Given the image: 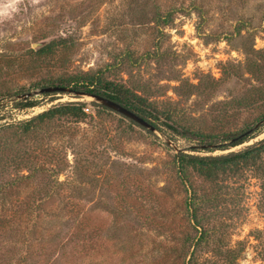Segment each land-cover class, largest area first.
<instances>
[{"label":"rangeland","instance_id":"374dc122","mask_svg":"<svg viewBox=\"0 0 264 264\" xmlns=\"http://www.w3.org/2000/svg\"><path fill=\"white\" fill-rule=\"evenodd\" d=\"M0 12V92L11 93L0 101V126L68 103L87 114L77 136L66 119L24 139L15 128L0 134L7 243L15 240L21 254L28 245L36 254L61 252L54 264H184L185 239L197 235L189 198L212 194L203 222L212 246L239 252L237 264H264V172L244 169L219 185L191 172L185 187L175 166L180 153L222 156L264 139V0H0ZM59 39L68 47L57 61L28 55ZM84 73L147 100L157 131L103 111L90 97L25 96L45 87L35 83ZM168 118L179 132L216 143L203 149L192 134L171 130ZM248 126L247 142L219 149ZM34 164L45 171L31 175ZM67 204L87 222L88 250L78 261L82 245L69 235L78 212ZM210 248L198 253L199 264L217 260Z\"/></svg>","mask_w":264,"mask_h":264},{"label":"trees","instance_id":"16d2710c","mask_svg":"<svg viewBox=\"0 0 264 264\" xmlns=\"http://www.w3.org/2000/svg\"><path fill=\"white\" fill-rule=\"evenodd\" d=\"M67 47H68V42L66 39L53 40L40 47L29 50L28 55L31 56L33 60L36 61H42L47 59H49L50 61H57L60 52L67 49ZM7 58L9 61L12 59L11 57H7ZM32 86L71 87L77 91H82L85 93L109 98L125 106L126 108L133 110L134 112L140 114L146 119L158 120V116L156 112H154V109L147 100H145L140 95L133 92L132 90L125 88L124 86L106 80L104 76L100 75L99 73L96 74L84 73V74H77L75 76L51 78L43 83L42 82L35 83ZM7 95H11V93L7 92L3 94L0 92V101ZM31 105L33 104H30V106ZM30 106L27 105L26 107H30ZM95 106L106 112H114L102 105L97 104ZM62 119L67 120V122L69 123L68 127L76 126L74 127V131H75V135L77 136V132H80V128H78V125L85 123L87 121V114L85 113V109L82 104L68 103L65 105L58 106L48 112H44L38 117L29 120L27 122H24L19 126H15L12 124H4L0 126V134L6 133L9 130L15 128V133L18 134V131L21 132L20 135L21 139H24L31 135H39V132L43 131L48 123H52L55 120H62ZM166 121L168 123L167 126L171 130H173L178 134L181 133L179 132L181 129L176 125H174L171 122L170 118H168ZM259 123L261 124L264 123V120H261ZM65 127L66 125L62 126V130H61L62 136L66 133L67 128ZM253 130L254 128L248 126L240 134H235L233 136L228 137L226 140H223L221 142L224 143L226 141H229L230 143L227 144V146L225 144L220 146L219 149L226 150L229 147L230 148L237 147L247 142L249 138L247 133ZM182 131L185 133V134L181 133L182 135L192 134L196 138V140L202 143V146L205 147L203 149H207L208 145L216 143V140L214 138L205 136L202 133L190 132L186 129H183ZM208 140L209 142H206ZM205 144L208 145L205 146ZM65 161L68 164L67 159ZM60 163H63V159L61 160ZM34 165L35 166L31 170H29L31 175L45 171V168L41 166L36 169V166L38 164H34ZM175 166L177 167L176 172L178 177L180 178V182L185 187L190 182L191 172L198 174L199 176L203 177L205 180L213 183L214 185H219L218 183L220 179L228 177L233 174H238L242 172L244 169L245 170L256 169L264 172V139L251 146L246 147L244 150L240 152H231L227 155H222V156L206 157V156H195V155H187L180 153L177 155L175 159ZM24 178H26V176ZM16 183L17 181H15V184ZM211 196L212 194L207 195V197L205 196V197L197 198L196 194H194L193 196H191V198H189V202L187 206L189 208L188 210L190 211L191 223H193L190 224L192 226V229H194V231L197 232V235L193 237L192 235L189 234L185 239L183 245L184 264H199L198 253L203 252L208 247H212L210 248L211 249L210 252L215 254L214 257H216L217 260L216 259L213 260L212 258H207L206 261H204L202 264H237L241 256L240 253L235 250L222 249L217 245L212 246L213 243L211 241L212 233L209 230L203 228V222L206 220L205 219L206 214L204 212V208L208 206L209 203L211 202ZM67 206L70 207V210H68L70 214H74L76 210L78 212V214L75 217L70 219L71 221L70 223L72 225L71 229H74V232L72 234H69L71 236L70 242L74 243L75 245H79V244L82 245L83 250H78L77 248V251H75L76 258L78 261L80 258H83L85 256L88 250L87 249L88 239L86 236L88 231L87 222L85 216H82L79 213L80 209H78L76 205L67 204ZM198 228L201 229V232H198ZM3 229L5 230L6 226L0 224V245H3L5 243L3 248H6L5 252H2L0 254V264H40V261L41 264H54L58 260L61 252L60 253L57 252L56 257H54L52 252L49 253V251H46V249H45L46 254H44L41 251L39 252V254L38 253L36 254L29 251L30 246L28 244H26L28 245L26 247L27 249L23 250L22 251L23 254H21L20 251L21 248H19V245H17V242L15 240H13L11 243H7L6 238L8 234L2 231ZM12 235L14 238L16 237L15 234ZM65 241L63 242L61 248H63L64 245H66ZM36 256L41 257V259H39ZM45 257L50 258V260H47L46 263H43L42 260ZM188 258L189 260L188 262H186Z\"/></svg>","mask_w":264,"mask_h":264},{"label":"water","instance_id":"95a60500","mask_svg":"<svg viewBox=\"0 0 264 264\" xmlns=\"http://www.w3.org/2000/svg\"><path fill=\"white\" fill-rule=\"evenodd\" d=\"M51 93H68V94H73L75 96H86L93 98L97 103L100 105L134 121L135 123L139 124L140 126L151 130V131H157V128L151 124L146 118L143 116L139 115L138 113L134 112L133 110H130L126 108L125 106L119 104L118 102H115L109 98L99 96V95H93L89 93H85L82 91H77L74 90L73 88H68V87H60V86H50V87H45L40 89L39 91H35L32 93H28L25 96H33L37 94H51ZM252 131H249L247 134L251 133Z\"/></svg>","mask_w":264,"mask_h":264},{"label":"clouds","instance_id":"9594fccd","mask_svg":"<svg viewBox=\"0 0 264 264\" xmlns=\"http://www.w3.org/2000/svg\"><path fill=\"white\" fill-rule=\"evenodd\" d=\"M3 13L2 12H0V15H2Z\"/></svg>","mask_w":264,"mask_h":264}]
</instances>
